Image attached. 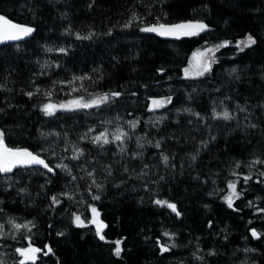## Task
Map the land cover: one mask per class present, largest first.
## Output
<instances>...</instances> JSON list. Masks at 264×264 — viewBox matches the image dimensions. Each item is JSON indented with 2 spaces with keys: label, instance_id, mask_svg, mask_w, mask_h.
Wrapping results in <instances>:
<instances>
[{
  "label": "trees",
  "instance_id": "1",
  "mask_svg": "<svg viewBox=\"0 0 264 264\" xmlns=\"http://www.w3.org/2000/svg\"><path fill=\"white\" fill-rule=\"evenodd\" d=\"M35 2L36 0H0V7H6L18 22L35 23L41 26L35 38H26L20 43L0 45V80H3L5 70L14 69L10 80L16 83H9V86L18 91L21 84H27L33 72L40 70V64L45 60L60 59L65 68L53 66L49 77L40 78L45 85L50 78L70 80L73 73L79 76L102 66L103 80L95 84L88 80L84 81L89 91L118 89L127 91L129 95L122 97L110 110L58 112L53 118L43 117L42 113L36 109L26 107L27 98L17 95L13 102L26 107V113L29 116L26 119L25 114H21L17 122L26 124L32 130L31 145L37 143L36 130L41 126L46 130L52 128L60 130L63 126L75 140V133L84 131L87 125L96 124L99 128L100 120L114 119L117 115L123 117V120L140 117L142 123L138 131L150 132L152 139L173 131L177 135L180 133L184 136L190 135L186 123H183V127L175 124L173 105H168L172 119L161 126L158 134L156 128L149 125L147 121L149 117L154 119L155 116L163 114L164 110L149 112L145 108V104L150 103L147 100L148 94L173 95V104L175 107H180L183 101L177 100V97H184L185 90L191 91L192 87H198L202 90L200 93L202 99H198L194 105L191 102L185 104V106L195 107L196 110H201L202 105H209L210 97L215 98L218 95L214 90L218 85H223L222 93H228L232 88L238 87L241 93L238 98L241 102L251 99L255 103L264 96V83L259 76L250 77L246 74L248 66L256 71L264 66V19H261V14L255 11L256 8L264 7L261 0H162L163 10L169 13L168 22L195 18L204 19L212 26L211 31L201 33L199 36L179 39L140 32L135 25L131 29L116 27L113 29L112 36L99 35L106 32L109 26L125 22L133 9L142 15H147L148 9L151 8L153 15L148 16V21L152 22L153 16L160 14L161 0H97L96 6L91 10L86 7L89 0H43L39 15L34 20L27 11V7ZM204 5H208V8H204ZM64 10L71 13L78 27L84 25L83 30L87 31V26H92L98 33L93 41H76L77 46L69 56L45 52L41 47L45 42H63L58 40L57 36L62 23L58 18L59 12ZM248 31L257 34L258 46L245 48L242 53H236L235 44L221 48L216 53L219 62L213 65L214 71L206 78L186 80L183 77L182 68L197 48L205 46L206 40L210 44L223 39L235 41L246 36ZM136 52H139V55L133 58ZM113 56L120 57L119 63L112 60ZM234 66L241 70L244 83L238 84L228 76L229 70ZM160 67H164L166 72L158 73L156 69ZM169 76L172 77L171 80L168 79ZM249 79L252 80L251 86L248 84ZM157 80L160 81L158 85L155 83ZM143 84H148L149 88L145 89ZM63 87L67 92L68 86ZM65 92H59L53 99L70 98L65 95ZM133 92L136 96L131 95ZM80 94H84L82 90ZM2 98L3 93H0V99ZM28 104L30 105V102ZM186 115L181 113V118L183 119ZM8 123L11 125L12 121ZM210 123L213 125V131L219 133V138L211 146V151L202 153L193 168L185 167L182 175L170 178L160 193L162 197L178 202V207L184 213L183 217H176L170 210L149 203L148 195L141 188L140 180L130 181L126 188H121L119 192L109 188L101 201L97 202L101 218L109 224V228L105 230L109 239L127 237L123 245L125 252L122 258L110 255V246L98 241L86 229H75L72 226L69 228L72 234L67 239L56 236L55 231L68 226L69 220L62 210L46 212V201L43 198L37 200L36 206L25 207L27 198H24L25 203H20L21 198L17 197V203L9 202L5 205L6 213H0V221L6 220L9 215L16 217L19 222L35 217L36 228L32 229L35 241L38 246L51 243L63 264H180L181 261L184 264H200L192 255L197 251V245L204 250L200 253L202 255L206 256L207 249L210 247H214L219 253L215 257H208V264H241L242 261L251 264L253 260L264 264V257L260 255L264 253V238L260 240L252 238L249 231L251 227H256L258 230L264 229V220H262L264 214L255 211V207H264V200H256L257 196L264 197V185H258L254 180L250 181L251 187L245 197L235 202L237 208L241 209L237 212L228 209L226 204L217 197L208 195L213 188L211 179L207 184L202 180L193 179L197 172L202 177L213 176L214 173L219 172L221 175L216 178L217 184L220 188H226L224 179L228 176L226 166L233 165L236 160L247 162L252 159L253 154H264V139L258 134L246 136L241 130L229 134L223 123L219 125L215 121ZM106 126L113 127V125ZM249 140L251 143H248ZM173 147L178 151V159L179 157L187 159L185 153L194 147V142L183 140L179 147ZM57 151L61 149L57 148ZM153 151L154 149L148 148L144 162L150 164L154 162L156 158L151 155ZM108 159L105 157L102 163L107 162ZM137 164L139 162H135L133 166ZM241 170L247 172L248 169ZM137 171H139L138 167ZM155 172L156 169H153L152 173H149L151 180L158 179V175L153 174ZM160 174H165L162 169ZM83 184L84 182L80 181L81 187ZM62 185L63 181L49 187L53 191H60ZM133 186L136 188L135 191L132 190ZM242 186L241 180L238 188ZM32 189L36 190L35 180ZM11 195L16 197L14 191ZM141 197L145 201L143 204L140 203ZM4 199L8 201L9 197L5 195ZM247 200H253L255 206L246 207ZM206 204L210 207L205 208ZM63 208H69V203H64ZM72 210L75 211L76 207L73 206ZM209 219L214 221L212 229H209L207 225ZM248 221L252 223L249 224ZM50 223L55 225V230L48 228ZM164 231L176 232L178 236L171 239L163 237ZM225 235L228 236L227 240L223 238ZM158 236L161 237L162 242L168 244H171L174 239L179 246L171 253L162 256L158 251V245L154 243L155 237ZM246 236L249 237L247 240L244 239ZM145 237L149 239L145 240ZM24 243L26 244L27 241ZM4 244L19 245L10 237L0 240V259H4L5 264H12L11 255H5V253H12V248H6ZM245 247L257 248L259 252L245 253L243 251ZM42 264H56V257L51 255L42 257Z\"/></svg>",
  "mask_w": 264,
  "mask_h": 264
},
{
  "label": "snow or ice",
  "instance_id": "2",
  "mask_svg": "<svg viewBox=\"0 0 264 264\" xmlns=\"http://www.w3.org/2000/svg\"><path fill=\"white\" fill-rule=\"evenodd\" d=\"M42 4L43 0H36L30 7H27V11L34 20L39 15ZM96 4L97 0H89L86 7L91 10ZM261 4L264 5V0H261ZM203 7L208 8V5ZM163 9L164 4L161 0L160 14L153 16L152 22L148 21V16L153 15L151 8L148 9L147 15H142L133 9L125 22L111 25L106 32L99 33V35L112 36L114 28L131 29L134 25L139 28L140 32L177 39L199 36L201 33L211 31L212 26L204 19L190 18L168 22L169 13ZM255 11L261 14V19H264V7L256 8ZM58 18L62 23L57 39L63 42H45L41 46L43 51L69 56L77 46L76 41H93L97 38L98 33L94 27L87 26L88 30L84 31L85 26L78 27L68 10L60 11ZM40 28L39 24L18 22L6 7H0V45L19 42L25 38H35V34L39 33ZM258 43V36L253 31H248L246 36L235 41L223 39L210 44L206 40L205 46L197 48L182 68L183 77L186 80L206 78L214 71L213 65L219 62L216 53L221 48L235 44L236 53H242L245 48L258 46ZM138 55L139 52L134 53L133 58ZM112 60L119 63L120 57L113 56ZM53 66L60 69L65 68L60 59L45 60L40 64V70L33 72L27 84H21L18 91L9 86V83H16V81L10 80L14 69L5 70L4 78L0 80V93H3V98L0 99V213H6L5 205L7 203H17V197L21 198L20 203H25L24 198H27L25 207L36 206L37 200L43 198L46 201V212L62 210L69 220L68 226L55 231L56 236L67 239L72 234L69 231L72 226L75 229H86L98 241L109 245L110 255L116 258H122V254L125 252L123 245L127 237L109 239L105 231L109 228V224L101 218V211L97 205L109 188L119 192L121 188H126L130 181L140 180L142 181L141 188L148 195L149 203L170 210L176 217H183L184 213L178 207V202L162 197L160 193L170 178L182 175L185 167L193 168L202 153L211 151V146L218 140L219 133L213 131L210 121H215L218 125L223 123L229 134L241 130L246 136L258 134L264 139V96L255 103L251 99L241 102L238 98L241 95L238 87L232 88L228 93H222L223 85H218L214 89L218 95L215 98L210 97V104L202 105L201 110H196L193 106H185L187 102L194 105L198 99H202L200 95L202 90L198 87H192L191 91L185 90L184 97H177V100L183 101L180 107H175L173 104V95H147V100L150 103L145 104V108L149 112L155 113L157 110H164L163 114L155 116L154 119L149 117L147 123L155 127L159 134L161 126L172 119L168 105H173L175 124L183 127V123H186L190 133L188 136H184L183 133L177 135L173 131L160 134L158 138L152 139L150 132L138 131L142 123L140 117L123 120V117L117 115L114 119L100 120L99 128L96 124L87 125L84 131L75 133V140L63 126L60 130L55 128L46 130L41 126L36 130L37 143L31 145L32 130L26 124L17 122L21 114H25L26 119L29 118L26 107L36 109L42 113L43 117L53 118L57 116L58 112L75 113L89 109L110 110L122 97L129 95L127 91L118 89L89 91L84 81L88 80L95 84L103 80L102 66L93 68L90 73L79 76L73 73L70 80L50 78L48 84L45 85L40 78L49 77ZM156 71L163 74L166 69L160 67ZM246 74L250 77L258 75L261 82L264 83V66H261L258 71L248 66ZM228 76L238 84L244 83V76L236 66L229 70ZM168 79L171 80L172 77L169 76ZM155 83L158 85L160 81L157 80ZM248 84L252 85L251 79L248 80ZM65 85L68 86L67 92L63 87ZM143 87L148 89L149 85L143 84ZM81 90L84 94H80ZM59 92H65V95L70 98L54 100L53 97ZM72 93L77 94L71 95ZM17 95L27 98L26 107L13 102ZM131 95L136 96V93L133 92ZM181 113L187 115L182 119ZM9 121H12L11 125H9ZM106 125H113V127ZM183 140L193 141L194 147L185 153L187 159L184 157L178 159V151L174 150L173 146L179 147ZM248 143L251 141L249 140ZM149 147L154 149L151 155L156 158L151 164L144 162L145 153ZM225 147L227 148V145ZM57 148H60L61 151H57ZM105 157L109 159L102 163ZM135 162H139V164L134 167ZM137 167L139 171H137ZM226 167L228 170V176L224 177L226 188H220L217 184L216 178L221 175L219 172L214 173L213 176L203 177L197 172L193 179L202 180L205 184L211 179L213 188L208 192V195L222 200L228 209L239 212L241 209L237 208L235 202L245 197L251 187L249 182L254 180L256 184L264 185V154H253L252 159L247 162L236 160L233 165ZM242 168H247V172L242 171ZM153 169H156L153 174L158 175L156 180H151L149 176ZM161 169L165 174H160ZM34 180L36 181L35 191L32 189ZM41 180L42 182H39ZM241 180L243 186L238 188ZM61 181H63L62 190L53 191L49 187L60 184ZM80 181L84 182L83 187H81ZM132 190H136L135 186ZM13 191L16 193V197H12ZM5 195L9 197L8 201L4 199ZM256 200H264V197L257 196ZM66 202L69 203V208H63ZM144 202V198L141 197L140 203ZM73 206L76 207L75 211L72 210ZM245 206L251 208L255 205L253 200H247ZM204 207L209 208L210 206L206 204ZM255 211L264 214V207H255ZM262 220H264V216H262ZM248 223L251 224L252 221H248ZM213 224L212 219L207 220L209 229H212ZM33 228H36L35 217L19 222L16 217L9 215L6 220L0 221V240L10 237L19 245H3L6 248H12V253H5L6 256L11 255L12 264H38V262L42 264V257L50 255L56 257V264H63L51 243H43L38 246L32 234ZM48 228L55 230V225L50 223ZM249 231L252 238L257 240L264 238V229L258 230L256 227H251ZM176 236H178L176 232H163V237L171 239ZM223 238L227 240L228 236L225 235ZM248 238L244 237L245 240ZM148 239L149 237H145V240ZM24 241L27 243L25 244ZM154 243L158 245V251L162 256L171 253L174 248L179 246L174 239L171 244H168L162 242L159 236L155 237ZM202 251L204 250L197 245V251L192 253L200 264H208V257H215L219 254L214 247L207 249L206 256L200 254ZM243 251L258 253L259 249L245 247ZM260 255L264 257V253ZM0 264H5L4 259H0ZM180 264H184V262L181 261ZM241 264H246V262L242 261ZM251 264H259V261L253 260Z\"/></svg>",
  "mask_w": 264,
  "mask_h": 264
},
{
  "label": "water",
  "instance_id": "3",
  "mask_svg": "<svg viewBox=\"0 0 264 264\" xmlns=\"http://www.w3.org/2000/svg\"><path fill=\"white\" fill-rule=\"evenodd\" d=\"M156 35V34H155ZM26 39V38H25ZM24 39V40H25ZM24 40H21V41H19V42H9V43H20V42H22V41H24Z\"/></svg>",
  "mask_w": 264,
  "mask_h": 264
}]
</instances>
